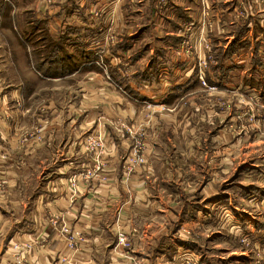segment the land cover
Listing matches in <instances>:
<instances>
[{
    "label": "crops",
    "instance_id": "obj_1",
    "mask_svg": "<svg viewBox=\"0 0 264 264\" xmlns=\"http://www.w3.org/2000/svg\"><path fill=\"white\" fill-rule=\"evenodd\" d=\"M204 82L253 98L247 135L264 124V0H0V264H224L176 229L192 220L240 247L230 264H264V159L240 164L234 146L236 180L192 183L227 171L230 149L214 147L216 169L179 141L189 117L158 114ZM225 117L211 120L239 124ZM232 124L216 141L239 138ZM95 133L102 154L86 145ZM138 143L146 161L129 171Z\"/></svg>",
    "mask_w": 264,
    "mask_h": 264
},
{
    "label": "rangeland",
    "instance_id": "obj_2",
    "mask_svg": "<svg viewBox=\"0 0 264 264\" xmlns=\"http://www.w3.org/2000/svg\"><path fill=\"white\" fill-rule=\"evenodd\" d=\"M47 1L52 2V0H47ZM21 17H23V15L20 16V18ZM35 23L37 24L38 21H35ZM45 36H46L45 33H42L40 35L36 33L33 36L32 39L34 40L36 51H37V44L36 43L39 42V37H45ZM50 46H52V45L47 44L46 48H47L48 52L51 51L53 54L55 52V50H53L52 49L53 47H50ZM48 56H49V54H48ZM32 72H34L36 74L35 71H32ZM37 83H39V82L37 81ZM204 83H205V85L202 84L203 89L200 92L196 93L195 95L194 94H189L186 96L184 95V96H181V97H183V99H176V100L171 99L169 102L164 103L163 105H160L158 114L160 116H164V118H165V116H168V113L170 114L173 112L172 114L173 115L176 114V116L178 118L181 116H184V115L189 117L191 120L190 123H179L178 122L176 125L182 127V128H179L180 131L191 130L190 131L191 132V135H190L191 139H189V135H182L181 138L179 139V141L183 142L185 144H186V142H191V146H193V147L198 146V145L200 147H203V148L207 147L206 149L210 153H213V155L211 157L213 158V163L216 165V169L219 166V160H217V158H216L217 155H216L214 147L216 145L217 146L219 145V146L229 148L230 150H228V154H226V159H228L227 160V164H228L227 171H223L224 172L223 173L222 171H218V169L217 170H211V169L205 168V169H202L200 171L201 177H200V175L199 176L194 175V178L191 177L189 179L192 183H196V181L194 179H199L202 182L201 179L205 178V176H206V177H209V179H211V180H216L215 178L217 177V178H219L218 181L227 182V181L235 179L239 176V174H236V171L233 172L234 166H233V164L231 165V160H232L231 158L232 157L230 156V153L233 151H234L233 153H235L237 151V149H231V148H234V146H237V148H238L237 159L240 161V164L247 163V162H254L256 159L257 160H259V159L263 160L264 159V151H263V149H264V124L261 125V124L255 123L254 126H253V124L250 125L249 134H248L249 138L244 139V138H246V136L248 137V135L246 134V129H247L248 124L246 121L247 120L250 121V119H248V118H251V120L253 119L251 116L252 112L247 111V110L250 107L254 106V104L257 105L256 103H253V101H252L253 98L248 96V94L244 95V97L238 98L233 93L218 92V90L215 89L214 85H212L208 82H204ZM247 96L252 102L247 98ZM263 98H264V96H263ZM216 101H223V104H222L223 107L220 108L218 105L216 106L215 105ZM225 102L231 103L233 105V107L228 106L227 103H225ZM255 102H257V100H255ZM263 102H264V99H263ZM161 103H163V101L160 100V104ZM231 111H232V113H237V116L239 118V122H238L239 124H235V123L232 124L229 122V123L220 125L219 122H217V121L214 122L213 120H211V116H214L216 113H221L224 116H226L225 118L227 121V117L230 116V114H232V113H230ZM167 123L161 122V126H166ZM231 124L233 126H235V125L238 126L237 130L239 132V136H238L239 138H237V139L231 138L230 139V138H226L227 136L223 135V138H220V136H219L218 140L216 141V137L214 135V134H216L215 132L221 127H225V131L228 132L229 131L228 128L231 130V127H232ZM170 129L171 128H169V130ZM198 131H201V133L203 134L201 137L194 135V132H198ZM228 133L230 134V132H228ZM91 137L96 138L98 140L99 144L94 146V147H92L90 145L89 147L93 148L95 150L97 149L99 154H102L103 151H105L104 138H103L102 134L95 133V134H92L91 136L89 135L86 139V145L90 144L89 142L91 140ZM234 137H236V136H234ZM179 145H181V147H183V148H186L185 145H182L180 143H179ZM177 146H178V144H177ZM231 150H233V151H231ZM142 155H143L142 144L138 143V146L134 147L132 149V156H129V157L127 156L131 162L127 165V168L129 171H132L133 163H135V162L143 163L146 161V158L144 155L143 156H144L145 160L144 161L139 160V158ZM179 155H181V154H179ZM180 157L182 158V156H180ZM208 157H210V156H208ZM233 157H234V154H233ZM209 159H208V161H209ZM210 163L208 162L209 165H210ZM181 167L183 169V168H186L187 165H182ZM202 167H204V164L202 165ZM99 169H96V170H99ZM93 170L94 169H91V168H89V170L86 169L83 172V175L88 176L92 173ZM218 173H220V175ZM189 175H191L190 172H189ZM189 175H188V177H189ZM222 175H223V178H221ZM176 226L175 227L177 230L181 229L182 231H185L187 233L189 232L188 235L190 238L197 239L198 242H200L201 244H205V246L208 247L209 255L215 256L216 258H217V256H221L222 259H224V264H230V260H232V258H233V260H235L234 254L236 252H240V250H241L240 247L235 246V244H233L229 241L230 238H229V236H227V234H226L227 238L222 240V236L225 234H221L220 232H223L221 230L216 231L212 228L207 229L206 227H203L202 225L196 224V222H194L193 220L189 224V226L188 225L184 226V224H179ZM194 232H197L196 235L194 234ZM192 233L194 236H191ZM182 236H184V235H182V233L176 234V239L178 237L180 238ZM119 237H120V232L118 234V243H122V242H120ZM126 239H127V236H126ZM192 241H195V240H192ZM232 250H236V252H233ZM236 254H238V253H236ZM190 258H192V260L197 261L198 264H203L195 256H192ZM190 258H187L185 260V262H187L188 260H191ZM17 261L19 262V258H17ZM236 263L238 264L239 262L237 261Z\"/></svg>",
    "mask_w": 264,
    "mask_h": 264
},
{
    "label": "built area",
    "instance_id": "obj_3",
    "mask_svg": "<svg viewBox=\"0 0 264 264\" xmlns=\"http://www.w3.org/2000/svg\"><path fill=\"white\" fill-rule=\"evenodd\" d=\"M111 35L106 33V34H103V35H100L98 36L97 38H95L94 42L96 44V46L98 47V50L96 51V56H97V63H99L101 66L105 67L106 66V62H105V59H104V43L108 41V39H110ZM90 144L88 146H96L99 144L98 140L96 138H93L91 137V140L89 142ZM139 160L141 161H144L145 158L144 156L142 155ZM78 233V232H77ZM120 242H125L126 241V235L123 233V232H120ZM19 262H21L22 260V257L21 255H19ZM191 260H188L187 262H185V264H198L197 261L195 260H192V258H190Z\"/></svg>",
    "mask_w": 264,
    "mask_h": 264
}]
</instances>
